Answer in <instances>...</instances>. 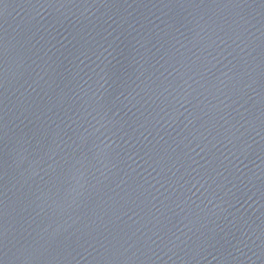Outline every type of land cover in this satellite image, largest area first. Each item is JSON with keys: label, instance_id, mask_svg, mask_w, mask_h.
<instances>
[{"label": "water", "instance_id": "obj_1", "mask_svg": "<svg viewBox=\"0 0 264 264\" xmlns=\"http://www.w3.org/2000/svg\"><path fill=\"white\" fill-rule=\"evenodd\" d=\"M0 264H264V0H0Z\"/></svg>", "mask_w": 264, "mask_h": 264}]
</instances>
